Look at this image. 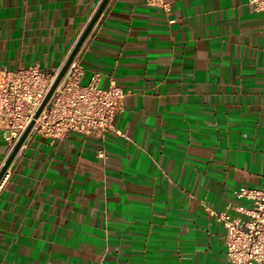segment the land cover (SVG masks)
<instances>
[{"label":"crops","instance_id":"0c3cea01","mask_svg":"<svg viewBox=\"0 0 264 264\" xmlns=\"http://www.w3.org/2000/svg\"><path fill=\"white\" fill-rule=\"evenodd\" d=\"M109 0L80 83L124 92L116 131L25 140L0 184V264H227L211 211L264 177V11ZM101 0H0V77L57 73ZM103 149L104 156L97 155ZM10 147L0 126V169Z\"/></svg>","mask_w":264,"mask_h":264},{"label":"built area","instance_id":"2783aa9c","mask_svg":"<svg viewBox=\"0 0 264 264\" xmlns=\"http://www.w3.org/2000/svg\"><path fill=\"white\" fill-rule=\"evenodd\" d=\"M147 2L170 11L164 0ZM249 3L254 10L264 11V0H249ZM57 73L45 72L33 63L5 71L0 77V126L10 152L32 121L34 124L26 139L34 134L61 138L71 131L103 138L107 132L116 131L113 121L122 109L124 92L114 83L101 88L99 73L81 84L78 55L35 118ZM97 155L103 157V149ZM234 194L251 203L234 207L243 216L211 211L226 228L227 264H264V177L261 187H241Z\"/></svg>","mask_w":264,"mask_h":264},{"label":"water","instance_id":"95a60500","mask_svg":"<svg viewBox=\"0 0 264 264\" xmlns=\"http://www.w3.org/2000/svg\"><path fill=\"white\" fill-rule=\"evenodd\" d=\"M108 1L109 0H101L98 8L96 9L94 15L92 16V18L90 19L89 23L87 24V26L85 27L84 31L82 32V34L80 35L79 39L77 40L76 44L74 45L72 51L70 52L67 60L64 63V65L61 67V69L57 73V76H56V78H55V80H54L49 92L47 93L42 105L38 109V111H37V113L35 115V118L38 117V115L40 114L41 110L43 109L45 104L50 99L52 93L54 92V90L56 89V87L58 86V84L60 83L62 78L64 77L66 71L68 70L70 64L72 63V61L74 60V58L78 54L79 50L81 49L83 43L85 42L86 38L88 37V35H89L90 31L92 30L94 24L96 23V21L98 20V18L102 14V12H103L105 6L107 5ZM33 124H34V121H32L30 123V125L27 127V129L23 133L22 137L20 138L18 143L15 145L13 150L10 152V154L8 155L6 161L4 162L3 166L1 167V169H0V181L3 178V176L5 175L6 171L8 170L10 164L12 163V161H13L14 157L16 156V154L18 153L19 149L23 145L24 141L26 140V138H27V136H28Z\"/></svg>","mask_w":264,"mask_h":264}]
</instances>
